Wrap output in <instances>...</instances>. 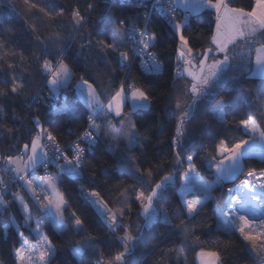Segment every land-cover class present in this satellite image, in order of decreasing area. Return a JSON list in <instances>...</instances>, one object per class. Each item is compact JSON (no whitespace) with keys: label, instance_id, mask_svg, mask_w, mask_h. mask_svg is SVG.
Returning <instances> with one entry per match:
<instances>
[{"label":"snow or ice","instance_id":"1","mask_svg":"<svg viewBox=\"0 0 264 264\" xmlns=\"http://www.w3.org/2000/svg\"><path fill=\"white\" fill-rule=\"evenodd\" d=\"M24 2L27 4L29 0ZM194 2L196 4L194 10L208 9L214 13L207 21L208 24L213 25L208 29L212 34L207 40L208 46L202 49H194L189 35L185 34L186 29L192 27L188 19L192 12L186 11L183 21L178 22L174 18L179 14L178 7L183 6L185 9L189 7L188 0H134L135 9L143 8V12L127 11L133 0H104L106 13L97 14L95 19L92 18L97 6L95 2L89 3L83 14L79 7H75L71 12L73 25L77 29H83L91 22L93 31L86 35L78 31L76 38L83 40V43L72 52H69L70 45L66 42L69 38L60 37L56 33L43 36L36 31L34 25L26 28L31 37L29 44L35 46L31 61H34L36 72L40 76V85L48 87L49 96H54L63 90L65 98L64 104L56 108L49 103L48 98L41 95L43 87L38 86L28 102L29 108L33 103L44 100L50 112H64L67 114V121L73 122L83 116V110L80 113L75 111L74 101L84 100L88 111L83 118L87 120L88 126L76 135L75 140H64L61 143L64 138L58 137L51 128H46L39 116L21 118L19 114L13 112L10 117L13 125L9 126L6 123L9 117L4 115L5 106L0 104V121H5L0 123V144L6 143L3 149L5 154L0 155V215L15 203L22 216V220L17 221L14 215H9L7 222L0 225L5 244L16 238L19 239V246L13 245L10 249L12 264H23L25 260L23 249L28 247L25 230L36 233L39 236L36 246L43 245L46 249L39 251V261L42 264H51V260L57 255L58 246L48 238L46 229H55L58 234L72 232L74 235L82 236L81 240L68 241V246L72 249L78 264H85L86 259L88 264H100L99 261L88 258L100 252L98 244L105 237L94 235L93 230L86 227L87 217L70 202L65 176H68L73 184L78 185L84 202L95 207L103 220L104 227L112 233L109 239L119 242L124 248L123 252H118L115 256L117 264H138L131 258L135 242L142 238L145 230L151 229L158 222L163 225L161 236L164 235V230L176 229L181 232L185 241L193 237L192 243L187 247L190 251L199 248L195 254L200 259V264H226L222 253L226 257L236 250L235 244L223 241L216 245L218 250L206 251L190 225L191 220L203 216L204 219L197 230L229 233L233 230L231 225L236 222L237 213L240 209L249 206L251 199L260 202L252 207L264 209V191L245 192L244 202L239 208L233 203L237 201V197L231 195L233 189H227L229 199L225 200L223 205L217 203L211 196L215 187L241 170L243 165L240 164V159L249 154L244 151L245 146L250 141L253 144L258 142L254 136L238 139L231 146L224 139H220L215 145V151L223 157L219 162L215 156L207 153L200 158L214 173L213 181L203 182L206 193L203 199L183 200L170 211L169 207L165 206V197L176 178L181 181V199L190 188L188 180L190 176L201 180L197 171L198 165L194 162L197 158L196 154L186 155L189 147H186L185 143L190 134H202L205 125L208 124V121L203 119L206 105H211L215 117L225 127H231L235 123L226 119V109L233 104L234 97H240L242 92L249 98V105L264 106V79H261L258 85L245 86L257 75L264 77V55H260L264 53V0H255L250 8L231 7L226 0H194ZM165 4L167 7L164 6ZM157 8L166 19L161 20L156 15L154 9ZM31 10L44 14L53 22H57L56 18L65 14L63 7L56 11L31 4ZM161 26L172 30L173 42H178V46L175 47L177 59L173 72V91L168 95L167 103L157 113L154 110L155 93L145 88L130 87L128 78L137 67V57L140 58L138 66L150 73L158 75L167 67L161 58V51L167 49H161L159 46L164 32L149 31L150 28L157 29ZM12 32L13 29L9 27L0 31V35ZM8 46L7 42L0 43V49ZM129 46L131 55L128 51H122ZM86 52L87 56H85ZM253 52L257 53L254 58ZM93 53L96 54L97 60H103L105 67H109L111 63L108 57H113L119 71L124 72L123 78L118 77L116 67H110V79L106 87L102 83L94 82L99 76L84 79L81 75L77 79L72 64H79L81 61L88 64L93 59ZM6 58L18 59L19 63L6 64V71L5 67H0V72L5 73L10 83L9 88H0V99L20 96L27 91L23 81L32 78L30 72L20 70V63L26 59L23 53L19 57H16L15 53L0 57V65H5ZM197 61L199 72L192 70ZM54 62L55 67H53ZM206 66L208 72L204 74ZM29 67H33V64L29 63ZM185 73L187 77H191L190 88ZM99 75L102 76L103 73ZM181 78L186 80L184 85L180 84ZM117 79H119L118 85H116ZM73 80H76L75 85L72 84ZM69 90L75 93L71 97L68 94ZM190 94H195V98ZM180 97L185 99L181 100ZM126 107L130 109L129 113L124 112ZM134 116L137 119H133ZM140 117L156 121L158 132L163 127H167L173 118L176 119L174 135L169 139V146L174 153L173 172L154 183V172L159 171L163 165L143 167L149 162L145 150V143L149 141L146 134L149 129L145 127L144 132H141L144 124L140 121ZM55 118L60 119V117ZM25 119L30 121L27 128L24 126ZM16 121L19 123H15ZM98 121L102 122L98 123ZM194 121L198 122L197 128L189 127ZM237 126H242L246 131L251 128L253 133L257 131L253 115H249L247 119H240ZM33 131L36 134L29 136L28 134ZM21 132L25 135H20ZM69 135L75 133L69 130ZM42 138L43 143H41ZM202 138V135H196V139ZM259 138L264 140V130L259 132ZM82 144L84 146H81ZM69 150L73 153L71 157L68 155ZM15 152H19L20 155H11ZM99 152L105 153L116 163L109 164V160L100 159L97 170V167H93V161L89 156L96 158ZM225 161L232 163L226 167ZM185 163L187 168L182 170ZM50 167L56 168L57 172L51 173ZM41 169L44 175L37 174ZM110 169L118 170L132 180L131 184L123 182L112 189L113 192L120 194L116 201L105 198L95 187L85 189V185L81 183L87 180L89 184H95L100 176L110 175ZM255 173L256 169H250L247 176L252 177ZM260 175L264 176V169L260 170ZM29 176L31 179L28 178ZM250 183V180L245 179L242 185L236 186V191H242ZM13 185H20L31 195L34 208L25 202L23 196L10 191ZM144 187L150 188L147 195L143 191ZM59 188H63L64 191H59ZM49 190L55 193V196L47 194ZM7 196H11L12 199H6ZM209 200L213 201L214 218L205 212ZM114 202H119L123 206L113 211L111 205ZM133 204L136 205L135 211ZM172 211L182 213L186 219L174 222ZM134 215H142L144 219L135 224L136 235L132 236L128 229L132 226L131 217ZM239 220L241 223L236 231L239 232L242 242H247L251 247L254 254L253 264H264V231L254 234L246 230V226L255 221H250L243 215L239 216ZM10 224L15 225V237L9 235ZM260 224L264 228V220H261ZM118 229H124V234L119 235ZM258 241L262 243L258 245ZM153 264H164V260L162 258L154 261Z\"/></svg>","mask_w":264,"mask_h":264},{"label":"trees","instance_id":"2","mask_svg":"<svg viewBox=\"0 0 264 264\" xmlns=\"http://www.w3.org/2000/svg\"><path fill=\"white\" fill-rule=\"evenodd\" d=\"M95 2L96 9L92 13V18L95 19L97 14L106 13L104 0H29L26 4L24 0H0V31L5 28H12L13 32L10 34L0 35V43L7 42L9 45L7 48L0 49V57H6V55H11L15 53L16 57H19L21 53H23L26 58L23 63H20V70L30 72L32 74L31 79L24 80L23 83L27 86V91L22 93L18 97H8L0 99V104L5 106V113L9 119L6 123L9 126L13 125V120L10 119L13 112L19 114L21 118L24 117H32L39 116L41 121L44 122V126L46 128H51L58 137H63L61 143L64 140H73L76 135H79L81 131L85 128L87 120L83 118V116L87 115V109L78 101H74L75 111L80 113L83 110V116L80 119H77L73 122H68L66 119L67 114L64 112H50L49 107L45 104L44 100H41L37 103H33L29 108L28 102L31 100L32 94L36 91L38 86L43 87V92L41 95L49 99V103L54 105L56 108H60L64 102V92L63 90L58 92V98L54 99V97L49 96V90L47 86L40 85V76L37 74L34 61H31V54L35 49L34 45H30L29 41L31 39L26 28L28 26L34 25L37 32L42 33L43 36H50L53 33L58 34L60 37L69 38L66 42L69 47V52L74 51L76 47H78L83 40H80L77 37V32H83L85 35L93 31V27L91 22L86 24L83 29H77L72 23V9L75 7H79L81 10V14H83L84 10L87 9V5L89 3ZM231 7L244 6L250 8L253 5V0H226ZM31 4H37L40 7H44L47 10L55 9L58 11L61 7L65 8V14L62 17H58L57 22H53L44 14H38L31 10ZM115 9H113L114 11ZM133 10L143 12V8L135 9V3L129 5L127 11L132 12ZM155 11V10H154ZM156 15L160 17L161 20H164L156 11ZM214 15L213 12L209 10H202L198 13L192 14L188 19L191 22L192 27L186 29L185 34L189 35L191 46L194 49H202L207 47V40L211 36V32L208 31L210 25L207 21ZM178 22L183 21V16L179 13L174 17ZM185 19V16H184ZM194 29H198L197 31H193ZM150 31L157 30L163 31L164 35L162 36L159 46L161 49L166 48L167 50L161 51V58L165 61L167 67L160 74H145L143 73L138 65L133 69V74L128 78V85L130 87H138L145 88L146 90H151L155 93L156 103H155V112L159 113L161 108L165 103H167L168 95L173 91V68L176 63V54L175 47H177V43H174L172 30L165 29L163 26L157 29H149ZM99 38V37H97ZM170 46V47H169ZM122 51H128L131 55V47H127L122 49ZM254 53V52H253ZM88 53H85L87 56ZM110 63L109 67H105L103 60H97L96 54L93 53V59L88 63L84 64L81 61L79 64H72L74 71L76 72L77 79L81 75H83L84 79H90L91 77L99 76L97 81H94L97 84H103L105 87L109 82V70L110 67L117 68V74L119 78H123L124 72L119 71L118 66L115 64L113 57H108ZM191 59V57H189ZM198 62V61H197ZM195 62V65L197 64ZM211 62V58L209 59V63ZM9 63H19L18 59H5V65H0V67H5L6 64ZM29 63L33 64V67H29ZM137 63V60H136ZM98 65V67H97ZM55 67V62L53 64ZM183 67V66H182ZM205 72L207 74L208 68L205 67ZM99 73H103L102 76ZM261 79L252 78L248 86L258 85ZM188 82V87H191V82ZM76 80H73L72 84L75 85ZM186 83L185 78H181L180 84L184 85ZM119 84V79L116 80V85ZM113 88H115V86ZM10 83L7 81L5 73L0 72V88H9ZM69 97L73 96V91L69 90ZM111 93H109L110 95ZM192 96V94H190ZM193 97V96H192ZM195 98V97H194ZM181 100L185 99L184 97H180ZM248 97H246L245 93H241L240 97H234L233 104L230 105L226 111L227 116L226 119L229 121H234L235 123L231 127H225L222 125L219 120L215 117L213 108L211 105H206L204 107L203 119L208 121V124L205 125L203 133H192L188 138H186L185 146L189 147V151L186 155H190L195 153L196 160L194 161L198 165L197 171L199 172V177L201 179L211 180L213 178L212 170L209 169L205 161L200 158L205 155V153L215 156L216 160L220 155L215 151V145L219 143L220 139H224L229 146L232 143L236 142L238 139H248L249 136H254V133L249 128L247 131L243 129V127H238V122L240 119H247L249 115H253L255 117V126L259 129V131L264 130V106L260 105H249ZM106 102V101H105ZM215 101H213V104ZM125 113L127 107L124 109ZM165 115H171V113H165ZM55 117H60L57 120ZM133 119H137V117H133ZM140 121L144 124V127L141 128V132H144L145 127L149 129L146 133L149 137V141L145 143L146 150V159L149 161L144 164V168L154 167L156 165H163L159 169V171L154 172V182L160 181L164 176L169 175L173 172V156L174 153L169 146V139L174 135V129L176 125V119L173 120L167 125V127H163L161 131L156 130V121L148 118L145 120L144 117H140ZM0 123H5V121H0ZM15 123H19L16 121ZM30 121L25 119L24 126L27 128L29 126ZM198 122L190 123L189 127L197 128ZM69 130H72L75 135H69ZM36 133L33 131L29 133V136H34ZM20 135H25V133L21 132ZM196 135H202V139H196ZM194 140L195 142H192ZM42 143V139H41ZM5 144H0V153L5 154L3 152ZM11 155L19 156V152L11 153ZM89 159L93 161V167H97L100 159L109 160V164L116 163L115 160H110L108 155L103 152L97 153L96 158L89 156ZM243 168L242 171L232 180L223 182L220 186L215 187L212 190L211 196L215 198L216 202L222 205L223 196L225 194L226 188L238 182L250 169H256V171H260L264 169V158L257 159L254 157H245L243 158ZM187 168V163L182 166V170ZM110 175H102L99 180L96 181L95 184H89L87 180L81 181L85 185V189H91L95 187L97 191L101 193L102 196H105L107 199H112L113 201L117 200V197L120 195L119 193L113 192L112 189L126 182L128 184L132 183L131 178L123 175L118 170H109ZM65 184L68 188V196L71 197L70 202L78 208L79 212L83 214V216L87 217L86 227H89L93 230L94 235H99L105 237V239L98 244V248L100 252L96 255L89 257L88 259H92L94 261H99L100 264H112L115 256L118 252H123L124 248L117 241H112L109 239L112 236V233L103 225L102 220L97 215L96 211L93 207L89 206L84 202L81 198V191L78 185L73 184V182L69 179L68 176L64 177ZM191 179L197 180L194 177L190 176L188 178L189 182ZM180 179L176 178L175 183L170 185L168 190V195L165 197V206L169 207L170 211L173 210L176 206L180 205L183 200H196L203 199L204 193L196 192L193 188L192 183L190 182L189 190L183 195V199H181L180 192ZM15 188V185L11 186L10 191ZM59 191H64L63 188H59ZM143 191L145 195L148 194L150 188L144 187ZM20 195L24 197L25 202L29 203V206L33 208L34 204L29 198V195H26L23 188L20 191ZM6 199H10V196H7ZM123 204L119 202H114L111 207L113 211L117 208L122 207ZM133 210L135 211L136 205H132ZM205 212L209 213L212 218L215 217V209L213 206V201L209 200L205 207ZM174 222H178L179 219H186L182 213H177L172 211ZM9 215H14L17 221L22 220V216L18 210L17 204H13L10 209L3 211L2 215H0V225L2 223L7 222V218ZM144 217L142 215H134L131 217L132 226L128 229L129 233L132 236L136 235L135 224L138 222H142ZM204 219L203 216L197 217L191 220L192 230L195 232V235L200 238L203 243L204 249L207 250H218L216 249V245L223 241H230L231 243L237 246L236 250L230 252L226 257H222L226 260V264H237L239 260V264H253V252L248 243L242 242V238L239 233L235 231H231L229 233H215L208 232L207 230L199 231L197 230L200 223ZM163 230V225L159 222L156 223L154 227L151 229L145 230L142 238L135 242L133 254L131 258L136 260L138 264H153L154 261H159L163 258L164 264H193L195 262V251H199V248H196L195 251H190L187 247L188 244L192 243L193 237H189L187 241L184 240L183 235L179 230H164V235L161 236L160 232ZM46 234L49 239L52 240L53 244L57 245V255L55 258L51 260V264H78L77 259L72 253V249L68 246L69 240H81L82 236L74 235L72 232H66L64 234H58L55 232V229L48 230L46 229ZM124 229H118L117 232L119 235L124 233ZM9 235L15 237V225H9ZM25 237L28 241V247L23 249L25 261L28 264H42L39 261L38 253L40 250H46L43 245L40 247L36 246L37 241L39 240V236L34 232H29L25 230ZM4 237L2 235V228H0V264H12V255H11V247L13 245L19 246V239L16 238L14 240L9 241V243L5 244L3 242ZM155 245V247H153ZM242 249V250H241ZM85 264H88V260H85Z\"/></svg>","mask_w":264,"mask_h":264},{"label":"built area","instance_id":"3","mask_svg":"<svg viewBox=\"0 0 264 264\" xmlns=\"http://www.w3.org/2000/svg\"><path fill=\"white\" fill-rule=\"evenodd\" d=\"M165 7H167V4L164 5ZM161 17H163L164 19H166L164 17V14L161 12V10L159 8L157 9H154ZM144 11V10H142ZM150 31V30H149ZM139 57H137V65H139ZM139 67V66H138ZM175 68V67H174ZM174 68H173V72H174ZM139 69L145 73V74H153V75H156L154 73H150L148 71H146L145 69L139 67ZM88 126V122L86 123V126L85 128ZM84 128V129H85ZM83 129V130H84ZM83 130L81 132H83ZM80 134V133H79ZM76 138V137H75ZM75 138L73 140H75ZM44 142L43 138H42V143ZM81 146H84L83 144ZM0 155H3L0 153ZM68 155L69 157H71L73 155V153L69 150L68 152ZM49 171L53 174H55L57 172V169L56 168H49ZM38 175H44V171L41 169L38 171L37 173ZM29 179H31V177L29 176L28 177ZM245 179H248L251 181L250 185L245 187L242 191L240 192H237L236 191V186H239V185H242V182L245 180ZM262 186H264V176L260 175V171H256V173L252 176V177H248L247 176V173L236 183H233L231 185H229L227 188H226V191H225V194L223 196V200H222V205L224 204L225 200L229 199V194L227 192V189H233L231 195L233 196H236L237 197V201H234L233 203H235L237 205V207L239 208V205L241 203L244 202V199H245V196H244V193L245 192H261V191H264V188H262ZM250 188V191L248 190ZM22 187L20 185H15V188L11 191L12 193H18L20 195V191H21ZM12 197L10 196V199L11 200ZM254 202V199H251L250 202ZM258 203H260L258 201ZM240 215H243V216H246L250 221H255V223H252L250 225H247L246 226V230H248L249 228H252L256 225H259L260 224V221L261 220H264V209H261V211L257 212V210H254V209H248V207L246 206L245 208H242L240 209V211L237 213V219H236V222L234 224L231 225L233 231H235L236 233H239L238 231H236V229L239 228L240 226V220H239V216Z\"/></svg>","mask_w":264,"mask_h":264},{"label":"crops","instance_id":"4","mask_svg":"<svg viewBox=\"0 0 264 264\" xmlns=\"http://www.w3.org/2000/svg\"><path fill=\"white\" fill-rule=\"evenodd\" d=\"M254 3H255V0H253V4ZM188 5H189V7L187 9H185L183 6H180V7L177 8V12L180 13L183 16V20H184V13L186 11H191L192 14H195V13H198V12H200L202 10H208V9L194 10L196 8V4H195L194 0H188ZM177 46H178V42H177ZM256 54L257 53H255V52L253 53V58L255 57ZM260 55H264V53H260ZM253 78H256V79H264V77H262L260 75H257L256 77H253ZM77 101L80 102L87 109V105L85 104L84 100H77ZM126 112L129 113L130 112V109L127 108ZM259 132L260 131L257 128V131L254 133V137H255V139L258 142H256L255 144H253V142L250 141L249 144L245 146L244 151L247 152V153H249V154L244 155L240 159V164L241 165H243L242 161H243V158H245V157H254V158H257V159H263L264 158V140H260V138H259ZM16 156H18V155H16ZM221 159H223V157L221 155H219L218 156V159H217V162H219ZM231 163H232L231 161H225V166L226 167L227 166H230ZM22 166L23 165L21 164V167ZM242 168H241V170L239 172L236 173V175L232 176L230 179L224 180L223 182L232 181L242 171ZM212 174H213V178L211 180L213 181V179H214V173H213V171H212ZM23 190H24L25 194L26 195H29V198H31V195L29 193H27V191L25 189H23ZM33 227H34V225H33ZM255 229H256V231H259L257 229H262V227L261 226L260 227H252V228H249L248 231H250V232H252V233L255 234ZM2 235H3V231H2ZM260 243H262V242L260 241ZM194 260H195V264H200V259L197 256H195V259ZM23 264H28V262L24 260Z\"/></svg>","mask_w":264,"mask_h":264},{"label":"rangeland","instance_id":"5","mask_svg":"<svg viewBox=\"0 0 264 264\" xmlns=\"http://www.w3.org/2000/svg\"><path fill=\"white\" fill-rule=\"evenodd\" d=\"M204 74H206V72L204 73ZM58 93L56 94V95H54V96H52V97H54V99H57L58 97ZM192 96H193V98L195 97V94H192ZM99 122H102V121H98V123ZM212 180H206V179H201V180H194V179H191L190 180V182L192 183V185H193V188H194V190L196 191V192H200V193H204V194H206L205 192H204V188H203V182H211ZM37 191H39V188H37ZM47 194H49V195H53V196H55V193H53L51 190H49V192L47 193ZM211 194H212V192H211ZM33 208H34V206H33ZM93 209L96 211V213H97V215L99 216V214H98V212H97V210L95 209V207H93ZM99 218L102 220V218L99 216ZM102 222H103V220H102ZM261 226V224H259V225H256V226H254V227H260ZM257 230H261V231H264V228H262V229H257ZM259 231H256V229H255V233H259ZM124 233H122L121 235H123ZM257 244L259 245L260 244V241H258L257 242ZM112 264H117V262L115 261V259L113 260V263Z\"/></svg>","mask_w":264,"mask_h":264},{"label":"bare ground","instance_id":"6","mask_svg":"<svg viewBox=\"0 0 264 264\" xmlns=\"http://www.w3.org/2000/svg\"><path fill=\"white\" fill-rule=\"evenodd\" d=\"M248 190L250 191V188ZM258 204H259L258 201L254 200V202L251 201L250 205L247 206V207H248V209H251V210L254 209V210H257V212H259V211H261V209L252 207V206H255V205H258Z\"/></svg>","mask_w":264,"mask_h":264},{"label":"water","instance_id":"7","mask_svg":"<svg viewBox=\"0 0 264 264\" xmlns=\"http://www.w3.org/2000/svg\"><path fill=\"white\" fill-rule=\"evenodd\" d=\"M193 71L199 72L198 62L195 67L192 68ZM186 79L191 82V77H187V74L185 73Z\"/></svg>","mask_w":264,"mask_h":264}]
</instances>
